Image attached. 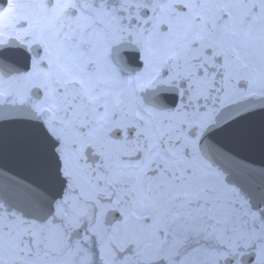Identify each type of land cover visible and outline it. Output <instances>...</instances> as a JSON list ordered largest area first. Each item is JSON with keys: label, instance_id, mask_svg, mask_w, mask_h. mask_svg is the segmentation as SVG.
<instances>
[{"label": "snow or ice", "instance_id": "obj_1", "mask_svg": "<svg viewBox=\"0 0 264 264\" xmlns=\"http://www.w3.org/2000/svg\"><path fill=\"white\" fill-rule=\"evenodd\" d=\"M0 264H264V0H0Z\"/></svg>", "mask_w": 264, "mask_h": 264}]
</instances>
